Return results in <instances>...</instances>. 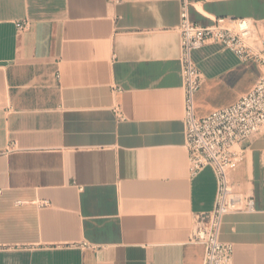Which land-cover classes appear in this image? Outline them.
<instances>
[{
    "label": "crops",
    "instance_id": "crops-1",
    "mask_svg": "<svg viewBox=\"0 0 264 264\" xmlns=\"http://www.w3.org/2000/svg\"><path fill=\"white\" fill-rule=\"evenodd\" d=\"M183 1L0 0V264H202L191 232L216 180L189 172ZM185 1L201 25L247 19L264 34V0ZM192 59L200 116L260 77L219 44ZM242 147L229 177L255 208L225 215L219 240L232 264H264V129Z\"/></svg>",
    "mask_w": 264,
    "mask_h": 264
},
{
    "label": "built area",
    "instance_id": "built-area-1",
    "mask_svg": "<svg viewBox=\"0 0 264 264\" xmlns=\"http://www.w3.org/2000/svg\"><path fill=\"white\" fill-rule=\"evenodd\" d=\"M189 6L182 2L177 26L185 148L190 175L209 168L216 180L214 207L195 217L190 241L204 247L202 264H232L233 246L219 240V231L225 215L255 208L254 197L236 191L229 173L243 160V143L264 129V34L247 19L217 18L201 25L190 19ZM26 27L27 23L16 24L18 33ZM212 44L222 45L240 63H254L261 75L234 103L200 116L195 98L204 78L192 53Z\"/></svg>",
    "mask_w": 264,
    "mask_h": 264
},
{
    "label": "rangeland",
    "instance_id": "rangeland-1",
    "mask_svg": "<svg viewBox=\"0 0 264 264\" xmlns=\"http://www.w3.org/2000/svg\"><path fill=\"white\" fill-rule=\"evenodd\" d=\"M260 75H261V73H260V71H259V69H258L257 76L259 77Z\"/></svg>",
    "mask_w": 264,
    "mask_h": 264
}]
</instances>
